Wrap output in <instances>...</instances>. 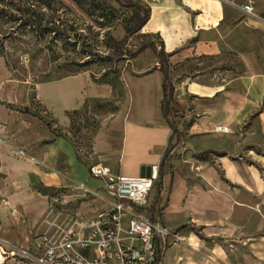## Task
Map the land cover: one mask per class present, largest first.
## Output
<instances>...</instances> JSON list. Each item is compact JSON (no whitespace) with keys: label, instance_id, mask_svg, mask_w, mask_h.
I'll return each instance as SVG.
<instances>
[{"label":"crops","instance_id":"crops-1","mask_svg":"<svg viewBox=\"0 0 264 264\" xmlns=\"http://www.w3.org/2000/svg\"><path fill=\"white\" fill-rule=\"evenodd\" d=\"M140 1L148 7L149 16L139 34L157 35L168 55L173 109L178 114L175 125L184 139L182 146L172 150L170 167L162 177L164 206L155 222L169 231L183 224L198 227L204 239L225 238L229 232L239 236L237 224L225 221L242 202L228 193L213 167L201 161L190 163L188 155L211 153L223 176L247 189L254 199L253 204L243 206L262 218L256 198L264 192V180L256 167L227 160L226 144L211 142L227 140L229 144L227 135L253 146L264 141V41L257 38L253 20L244 17L236 8L238 3L230 0ZM148 51L154 54L149 49L140 54ZM228 60L236 62V67L226 68ZM155 63V56L149 60L148 55L135 71L120 74L122 100L116 112L99 121L88 158L82 162L66 138L50 139L47 127L44 134L34 135L31 115L7 107L29 110L0 57V236L13 234L23 247L33 243L30 232L50 206L48 196L36 192L39 186L61 189L60 204L73 206L74 215L90 219L106 204L103 183L88 175V167L100 165L128 177L138 176L140 167H157L170 130L160 112L162 78ZM33 92L52 121L50 129L65 134L67 112L80 108L86 99L111 97L108 85L94 83L85 74L37 84ZM216 125L233 127L234 132L216 133ZM32 140H39L36 148ZM248 154L259 162L256 152L249 149ZM191 164L189 171L197 177L194 181H189L186 169ZM260 165L264 168V160ZM179 235L176 232L174 237ZM260 239L256 233L248 236L251 254H257L258 246L264 244ZM186 240L192 245L196 242L193 234ZM172 262H177L174 256ZM249 264H256V259Z\"/></svg>","mask_w":264,"mask_h":264},{"label":"rangeland","instance_id":"rangeland-1","mask_svg":"<svg viewBox=\"0 0 264 264\" xmlns=\"http://www.w3.org/2000/svg\"><path fill=\"white\" fill-rule=\"evenodd\" d=\"M67 8L63 9V12L60 10L57 12L59 15L60 22L64 26H69L73 28L75 35L77 37V44L74 50L71 47H63L58 43L56 47L51 48L54 50V55L59 57V61H72L73 63H85L83 67L78 69L79 74L88 75L90 80L93 82L100 81L102 79L107 80L110 83L115 82L116 75L122 72L135 71V68L145 62L149 55V60L152 59L153 55L150 51L149 54H138L134 58L123 57L120 59L112 58L110 61H100L99 58H104L110 53L106 52L101 47V41L103 38V33L108 30V35L112 36L114 39H120L123 36L122 24L123 20L129 15V10L127 8H122L116 5L112 0H99L96 3L94 0H74L75 4H68L69 0H62ZM140 1V0H139ZM68 2V3H67ZM232 3H240L241 0H230ZM143 3V2H142ZM108 10V17L106 20L99 18L101 13H105ZM255 12L261 13L264 11V0H256L254 6ZM241 19H244L242 17ZM249 20V19H248ZM256 26V36L259 40L264 41V25L253 21ZM70 33V32H69ZM147 38L140 35H134L128 39L126 43V48L129 51H134L139 44L145 41ZM87 46L85 50L82 49L81 45ZM59 50V51H58ZM158 47L156 46V51ZM10 51V49L8 50ZM11 52V51H10ZM86 53H89L90 56H87ZM18 51L15 52L17 56ZM16 56H12L15 58ZM40 59H47L45 57V52H41L39 55ZM156 60V59H155ZM227 67H236V62L233 60L226 61ZM153 65H151L152 67ZM154 67V66H153ZM11 78L17 84L18 96L22 102H27V109H29L31 117L33 118L34 124L32 126L33 134L45 133L46 127L50 129V117L47 113L44 112L38 105L37 101L34 98V87L30 88L29 83L20 82L17 79L18 75L16 73L10 74ZM49 83V82H47ZM116 90L118 91V86L116 85ZM110 107H108L109 110ZM18 109H25L23 106L18 107ZM104 109H98L95 107L94 103H90L86 109L80 112L77 116H73L72 124L68 125L66 129V137H68L76 146L78 156L82 162H85V158H88L90 153V136L92 135L95 122H99L105 113ZM107 116V115H106ZM48 122V123H47ZM229 134L234 132L233 127H228ZM62 133V132H61ZM51 137V135H49ZM226 139H231L228 144L227 140L222 141L215 140L212 141V145L226 144L225 149L230 153L224 155V157L229 161H237L244 164L245 166H255L258 174L262 176L264 173V168L261 167V160H264V141L258 140L259 146H253L248 140L239 141L235 140L233 136H226ZM31 140H27L30 142ZM240 144H235V143ZM39 144V140H32L31 145L36 148ZM249 149L252 150L253 154L257 153V160L255 162L254 155L248 154ZM203 161L207 166L213 167L219 177L224 180L226 184V190L228 193L235 197L236 200L242 202V207L238 210H235L230 216V219H227L226 224H237L239 227L240 235L234 236L232 232L226 233L225 238L221 237H211L204 239L203 236L199 233L198 227H191L187 224L178 226L175 229L166 230L167 236L162 243V254L160 257V264H249L250 261L256 259V264H264V244L258 246V253H250L248 245V236L254 235L255 233L260 235V241L264 243V192L256 198L258 211L261 213V217H255L254 214L248 210L247 207L243 205L253 204L254 199L250 198L247 189L240 186L234 185L223 176L222 170H219L214 163V157L208 151L203 152ZM180 156V154H178ZM190 158V163L192 160L197 161L192 155ZM215 156V155H214ZM184 165V164H183ZM190 167L186 168L190 173L188 174L189 181L197 180V177L194 175L195 172H190L192 170V164ZM194 171V168H193ZM228 176L230 174L228 173ZM231 177V176H230ZM152 192L149 194L151 199ZM59 204V203H58ZM54 204L52 208L57 211H60L62 215L66 214L71 216L73 206H62ZM61 219V218H60ZM59 219V220H60ZM41 219L36 223L39 224ZM256 225V226H255ZM161 227V226H160ZM43 228V227H41ZM38 230V232L41 230ZM163 228V227H162ZM179 232L178 239L174 237L175 233ZM195 236L196 242L192 245L191 242L187 241L186 238L190 235ZM4 241L11 243L17 247H23L20 240H17L15 235L0 236ZM17 240V241H15ZM203 242V246L198 242ZM205 253V254H203ZM176 258L175 263L172 262V259ZM257 257V258H256ZM251 258V259H250ZM4 264H11V261H6Z\"/></svg>","mask_w":264,"mask_h":264},{"label":"trees","instance_id":"trees-1","mask_svg":"<svg viewBox=\"0 0 264 264\" xmlns=\"http://www.w3.org/2000/svg\"><path fill=\"white\" fill-rule=\"evenodd\" d=\"M98 3L99 0H94ZM116 5L129 10V15L123 20L122 30L123 36L120 39H114L108 35V30L103 33L101 47L108 53L104 58H99L100 61L108 62L112 58L120 59L123 57L134 58L144 49H149L155 52L158 71L161 74V100L160 112L161 116L170 130V136L162 157L156 167V179L153 182L151 191V199L148 195V207L146 216L149 220L155 221L158 219L164 205H161L162 199L160 196L162 190V177L168 172L169 161L173 158L172 150L176 146H182L184 139L183 133L177 129L175 123L178 114L173 109V84L170 65L168 64V55L162 50V43L155 34H139V31L144 26L149 16L148 7L139 0H112ZM69 2V3H68ZM68 4H75L74 0H69ZM67 8L62 0H0V57L4 62V66L10 74L16 73L18 81L27 82L31 89L37 84L54 82L63 78L79 74L78 69L83 67L85 63H73L72 61H59V57L54 55V50L58 43L63 47L69 46L72 50L76 47L77 37L71 25L64 26L59 19L58 11ZM108 10L101 13L99 18L106 20ZM70 32V33H69ZM140 35L147 39L143 41L134 51H129L126 48L128 39L134 35ZM85 50L87 46L81 45ZM156 46L158 50L156 51ZM10 49V51H8ZM18 51V55L15 52ZM59 51V50H58ZM41 52H45L47 59H40ZM90 56L89 53H86ZM16 56L15 58L11 57ZM97 84L108 85L111 89V97L109 99H86L80 108L67 112L66 116L69 120V125L72 124L73 116H77L81 111L86 109L90 103H94L98 109H104L106 115L113 114L117 111L118 106L123 97V88L119 80V74L116 75L115 82L110 83L105 79L100 81L93 80ZM118 86V91L116 90ZM8 108L20 111L21 113L30 114L29 110H20L14 106L7 105ZM108 107L109 110H108ZM48 123V122H47ZM52 121L48 123L51 125ZM99 122H95L90 141L94 137L98 128ZM50 139L56 137L66 138L73 146L76 152V158L81 161L78 156L76 146L66 137L65 133H61L58 129H49ZM47 143V141L42 142ZM204 153L194 154L197 161H203ZM36 192L41 195H47L50 199V206L57 207L59 198L63 191L61 189L37 187ZM150 194V193H149ZM56 201L57 203H53ZM159 260V257H158Z\"/></svg>","mask_w":264,"mask_h":264},{"label":"built area","instance_id":"built-area-1","mask_svg":"<svg viewBox=\"0 0 264 264\" xmlns=\"http://www.w3.org/2000/svg\"><path fill=\"white\" fill-rule=\"evenodd\" d=\"M255 1L241 0L236 8L244 17L264 25V11L255 12ZM213 130L228 132L226 125H216ZM156 170L150 167L145 178L114 174L100 165L88 167V175L103 183L105 209L83 219L62 215L49 206L30 232L33 243L29 247L0 239V264L9 260L13 264H159L168 233L146 216Z\"/></svg>","mask_w":264,"mask_h":264},{"label":"water","instance_id":"water-1","mask_svg":"<svg viewBox=\"0 0 264 264\" xmlns=\"http://www.w3.org/2000/svg\"><path fill=\"white\" fill-rule=\"evenodd\" d=\"M150 167H140L138 177H145L149 176Z\"/></svg>","mask_w":264,"mask_h":264}]
</instances>
